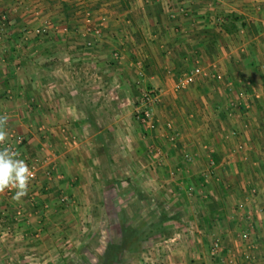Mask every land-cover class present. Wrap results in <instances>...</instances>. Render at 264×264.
I'll list each match as a JSON object with an SVG mask.
<instances>
[{
  "label": "crops",
  "instance_id": "1",
  "mask_svg": "<svg viewBox=\"0 0 264 264\" xmlns=\"http://www.w3.org/2000/svg\"><path fill=\"white\" fill-rule=\"evenodd\" d=\"M121 1L0 0V115L9 116L6 126L9 133L7 144L20 153L19 158L25 160L29 167L37 166L36 179L30 181L28 194L19 202L12 199L14 190H6L5 193L0 194V225L11 223L14 225V234L18 235L19 231L23 232L25 229L30 231L34 224V222L18 220L21 209L28 210L30 214H39L41 211L38 206H42L43 202L53 203V197L58 195L71 198L74 202L77 198L80 202L85 200L87 190H82L87 187V184H82L85 166H91V159L95 166L104 162L99 154L100 145L96 141L100 134L104 138L114 135L117 138L119 135L125 137L129 147L128 153L136 160L146 158L144 156L146 147L149 149L154 147L152 145L158 146L160 138L165 136L162 132L154 135L144 148L133 141L134 138L139 139L148 128L145 126L147 128L145 129L139 124L136 127L137 134H132L131 118L129 119L128 116L119 118L107 114V105L99 98L101 96H97L101 93L102 77L99 72L95 73L96 71L103 70V73L110 78L109 81H104L105 85H109L107 92L117 86L116 77H120L118 79L121 81L122 76H125L129 81V78L133 77L131 69L135 66L136 72L139 73L137 87L142 92L146 88H141L140 82L149 79L148 84H152L157 73L153 67L148 68V73L151 75L148 77L144 73L147 69L140 70L136 62L140 57L149 60L153 57L158 59V55L161 54L160 49H164L167 43L169 48L180 50L178 54L182 63L190 57L201 59L204 55L212 56L214 60L219 59V61L229 57L232 69V64L238 65L245 61L255 63L257 57H260L257 54L258 49L256 50L251 43L253 45H257L260 41L264 43V20L253 18L252 15L249 17L246 12L243 14L248 17L246 20L256 27L257 33L253 37H248L245 29H240L239 34L234 36L217 31L216 27L221 20L217 18L224 16V11L214 7V3L204 4V0H125L127 4L125 8L121 6ZM256 1L257 4H245V6H263L262 13H264V0ZM158 5L162 12L160 19L155 13V7ZM77 7L78 9L95 8L94 18L87 24L103 25L101 37L84 35L85 38L83 36L81 38L76 34L65 35L45 27L48 24L59 27L68 24L72 26L73 18L76 17L73 8ZM102 15H105L107 21L105 24L100 21ZM150 27L156 31L153 32L155 35L149 34L152 32ZM171 33L174 37L170 35ZM236 39L242 41V46L236 51L245 53L248 50L249 58L237 60L236 57L230 56L236 52H226L228 46L231 48L230 44ZM88 40L93 41V47L87 46ZM210 46H214L213 52L210 51ZM163 51L167 52V55L171 54L168 47ZM116 52L122 54L125 61L120 60L118 70L116 65L109 64L108 60V53L113 57L112 53ZM222 53L229 55L220 59ZM217 64L212 65L216 71L217 68L221 69ZM261 68H264V65ZM251 69H254L252 73H264L257 69L256 63ZM82 73L86 76L82 77L84 75ZM88 73L98 76L99 86L97 80L94 84L88 82ZM215 74L222 75L220 71ZM111 82L115 84L112 85ZM235 86L238 88L239 85L230 82L227 88L232 92ZM252 89L255 90V86ZM210 93L207 92L208 97L211 96ZM202 96L200 94L196 98L189 99L190 101L185 99L186 102L183 100L181 106L178 100L173 102L170 98L164 99L163 108L155 112V122L158 127L167 130L169 135L173 134L171 132L173 127L178 131L180 144L175 146V149L168 148L164 153L165 158L172 155L174 160L167 159V162L172 165L174 161L173 167H177L178 171H182L183 166L190 167L187 173H190V170L201 171L200 167H204V163L207 165L208 161L205 154L212 157L209 165L216 166L208 167L211 168L210 177L213 176L209 178L210 181L204 183L202 179L200 182V178H195L196 180L193 181L185 172L183 176L186 179L180 174L176 187L182 190L183 185L189 187L190 184L198 185V188L204 186L207 189L204 197L206 204L209 206L216 202L218 205L216 211L212 212L209 209L204 212L205 218L214 220L207 229L212 232L213 227L219 225L220 220L228 221L229 226L224 228L222 233L223 238L231 237L232 247L224 246L221 258L210 261L209 258L208 261L205 258L193 259V263L184 258L186 253L180 251L176 254V261H169L168 264H209V262L229 264L223 261L228 257L233 259V264H264V148L258 144L255 152H249V155L255 156L251 160H257L250 166L245 158L248 152L243 147L245 146L243 142L248 143L251 139L260 140L264 145L262 134L264 126L261 125L260 116V112H264V102L258 100L256 107L254 100L249 103L248 98L241 100L237 95L236 99L226 101L224 97L215 98V103L208 105ZM109 97L110 103H108L111 106H120L119 103H115L118 98L112 93H109ZM259 97L256 95V98ZM200 98L203 100L204 108L196 104ZM182 105L193 107L189 111L191 112L189 117L181 110ZM168 108L171 109L170 112ZM218 108L223 110V116H216ZM236 108H239V111ZM193 109L195 112L192 111ZM173 112L176 117L169 120L170 113ZM233 112H237L234 118H232ZM104 114L109 117L106 122L102 120ZM216 135L221 136L223 141L221 144L217 145L215 142ZM131 141L133 143H128ZM187 157L191 160L195 158V161L187 164L185 160ZM259 157L262 158L259 160ZM110 158V162L115 164L116 159L111 155ZM157 160L158 158L155 163ZM198 160L202 162L198 164ZM138 162L140 165L141 160ZM144 163L145 161L142 164ZM144 165L143 169L149 165L153 167L154 164L149 161L146 167ZM191 175L194 177L196 173ZM195 182L197 185H194ZM210 183L214 184L215 188L210 186L213 190L209 192ZM117 184L118 182L115 183ZM201 230L198 229V232L202 234L209 231L203 233ZM237 236L240 238L238 242ZM205 251L209 252L207 248ZM252 257L255 258L253 262H251Z\"/></svg>",
  "mask_w": 264,
  "mask_h": 264
},
{
  "label": "rangeland",
  "instance_id": "2",
  "mask_svg": "<svg viewBox=\"0 0 264 264\" xmlns=\"http://www.w3.org/2000/svg\"><path fill=\"white\" fill-rule=\"evenodd\" d=\"M204 2L206 5L207 3H214V7L224 11V16L217 18L218 20L221 19L219 21L220 24H222L226 16L231 13H236L245 17L243 14L246 12L249 17L252 15L253 18L264 20V13H262L263 6H245V4H257L256 0H204ZM259 8H261V10ZM73 10L77 17L73 18L72 22L74 25L72 24V26H69L68 24L59 27L48 24L45 25V27L55 29L57 33L61 32L65 35L76 34L81 38L82 36L85 38L84 35L86 36L87 27L93 26L92 23H87L94 18L95 8L78 9L77 7L73 8ZM87 11L91 12V17L89 18L85 17ZM245 18L248 19V17ZM101 20L103 24L107 23L105 15H102L100 21ZM250 20L252 21L253 19ZM258 24H261L259 20ZM65 29H67V31H65ZM151 29L152 32L149 34L155 35L153 32L156 31L154 28ZM170 35L172 36L173 34L171 33ZM252 40L254 39L252 38ZM251 44L256 47V50L258 49L257 54L260 57H257L258 59L255 63L257 69H260L261 66L264 65V47H262L264 43L260 41L257 45ZM165 46L168 47L169 51L171 50L170 55H167V52L163 51L166 50L165 47L164 49H160L161 54L158 55V59L153 57V59L149 60L148 58L145 59L140 57L139 61L136 62L140 70H144V68L147 69L144 73L148 75V77H151L148 73V68L151 69V67H153L154 71L157 73V77H155V80H152V84H148L150 82L149 79L146 82H140L141 88H146V90L142 92L140 91L141 89L137 87L139 73L136 72L135 66L131 69L133 72L131 76L133 77H130L129 81H127V77L122 76L123 79L121 81H123V83L119 80L120 77H116L117 83H111L117 86H114L112 90L107 92L106 89H108L109 85H105L104 81H109L110 78L107 74L103 73V70L95 72L97 74L99 72V75L102 77L101 85L99 84L100 80L98 76H92V72L88 73L89 75L87 76L89 83L94 84L95 80H97V86H101V93L97 96H101L99 98L107 105V114L118 116L119 118L127 116L129 119L131 118L133 120L132 134H137L136 127H138L139 124L145 129L148 128L147 132L144 130V134L139 136V139L134 138L133 141L144 148L154 135H159L162 132L165 136L160 138L161 141L158 143V146L152 145L154 147H150L149 149L146 147L144 153L146 158H139L136 160L134 156L128 153L129 147L127 146V139L125 137L119 135L117 138L114 134L113 137H105V144L109 150V158L110 155L113 156L116 159L115 164L110 162L111 158L109 161L106 160L98 166H95L92 159L91 162L89 161L91 166H85V171L82 173V184H87V187L82 189L83 191L87 190L85 200L82 202H80L78 198L77 201L74 202L71 198L58 195L57 197H53V203L43 202L44 204L42 206L39 205L38 207L41 211L39 214H30L28 210L21 209L20 215L18 214V220L20 222H34V224H32V230L26 231L25 229L23 232L19 231L17 235L13 233L14 225L8 223L4 226L1 224L0 264H99L108 243L110 241L120 242V229L124 221L146 232L144 235L146 239L141 243L139 249L126 254L125 264H168L169 261H176V254L180 251L186 253V257L184 258L191 263L194 262L193 259L205 258V260L208 261L209 258L210 261V259H214L210 255V249L215 239H220L225 247H232L231 237L223 238L222 233L223 229L229 226L228 221L220 220L219 225L212 229V232H215L214 235L210 232V229H207L214 222V220L210 218H205L204 215L205 211H209L208 205L206 204L207 202L204 199L207 194V189L204 186H200L202 189L200 187L198 188L197 182H195L196 184L194 183V185L197 186L189 184V187H186V185H183L182 190L176 187L177 180L181 177L180 174H182V178L184 177V179H186L185 176H183L185 172L193 181L196 180L195 178H200V182L203 179L204 183L207 180L210 181L209 178L213 177H210L211 168L216 166L209 165L212 161V157H208V155L205 154L208 161L207 165L204 163L205 166L200 167L202 169L201 171L190 170V173H187L190 167L185 168L184 166L182 171H178L177 167H173L174 161L172 165H170L167 159H173V157L169 155L167 156L169 158H165L164 153L168 148L175 149V146L180 144L178 140V131L173 127L171 128L173 134L169 135L167 130L158 127V124L155 122V112L157 109L160 110L163 108V104H165L164 99L166 98H170L173 102L178 100L181 106L183 100V102H186L185 99L189 100L193 97L196 98L200 94L203 95L202 98L208 105L215 103V98L219 99L224 97L226 101L232 98L236 99L238 95L241 100L248 98L247 102L249 103H251V100H254V105L258 107V100H263L264 102V73L257 74L255 71V73H252L254 69L251 68L255 67V63H250L249 61L242 62L238 65H236V63L235 65L232 64L233 68L231 69V59L229 57L227 59L225 58L223 61H219V59L214 60L212 56L209 57L204 55L201 59L190 57L187 61L185 60L182 63L178 54L180 50H178V48H169L168 43ZM239 46H242V41L236 39L233 44H230L231 48L228 46L226 52H236L234 55L230 56L236 57L237 60L238 58L241 61L249 58L248 50L245 53L236 51ZM157 47L158 46H156V48ZM228 53L227 55H229ZM108 54L109 64L116 65V70L120 69V60L121 62L124 61L123 55L119 53L121 58L116 60L113 53V57H111V53ZM239 54L242 55V58ZM227 55L222 53L219 58L222 59ZM133 62L135 63V61ZM214 63H218L219 67L222 69L217 68L222 74L221 80L215 81L212 77H205L199 79L196 84L184 91L175 90L178 80L198 64L209 76L217 73L218 71L212 66ZM129 65L130 64H128V66ZM260 71L264 72V68H261ZM83 76L86 75L84 74L82 77ZM141 78L144 79L145 77ZM230 82L239 85L238 88L235 86L236 88L232 92L227 88ZM253 86H255V90L252 89ZM207 92H211L210 97L207 96ZM109 93H112L118 98L115 103H119L120 106H111L109 104ZM144 93L158 96L159 101L156 104H144ZM256 95L260 97L256 98ZM203 100L200 98L196 103L200 108H204V106H202V104H204ZM146 107L152 111L154 119L153 127H147L138 119L139 114L144 108L146 109ZM182 108L181 110L184 112V115L189 117V115H191L189 111L193 107H191V105L190 107L182 105ZM238 109L239 108H236V110ZM170 110L171 109L168 108L169 112ZM192 111L195 112L194 109ZM217 112L216 116H223V110L221 108H218ZM236 113L237 112H233L232 118L236 116ZM184 115L182 116L184 117ZM248 116L246 118H248ZM260 116L262 120L261 125L264 126V112H260ZM175 117V113L173 112L172 114L170 113V118L168 119H174ZM108 118L106 114L102 115V120H104V122H106L105 120ZM216 132L215 130L214 133ZM262 132L264 135V130H262ZM133 141L128 143H133ZM215 142L217 145L223 142L220 135L218 137L216 135ZM243 144L245 145L243 147L248 152V155H245V158H247L246 162L252 166L251 164L257 160L252 161L251 159H254L252 158L254 155H249V152H255V147L258 144L261 148H264V145L260 140L256 141L252 139L248 143L244 141ZM261 152H263V150H261ZM156 158H158V160L155 163ZM260 158L262 157H259V160ZM88 160H90V157ZM139 160H141L140 165H138ZM185 160L188 164L194 162L195 158L191 160L187 157ZM143 161H145V165L142 164ZM149 161L154 164L153 167L155 169L152 165L147 166ZM166 162L169 164L167 165ZM201 162L199 160L197 161L198 164ZM143 165L147 167L143 169ZM156 166L160 167V169ZM193 173H196V177L191 175ZM74 178L73 176L72 179ZM112 179L118 182V184L115 185L111 181ZM109 180L112 184L108 183ZM210 186L215 188V185L210 183L208 191L212 189ZM196 195L198 196L197 198ZM46 205L48 206L47 208ZM28 215L30 216L28 217ZM57 215L58 217H55ZM164 215L168 218L176 219L166 221L163 226V231L158 227L150 229L152 224ZM4 227L9 228L7 229ZM198 229H202V232L209 230V234L204 232V234L199 233ZM236 240L238 242L240 238L237 236ZM200 246L203 247L201 248ZM198 247L200 249H198ZM204 248H207L209 252L205 251ZM211 263L209 262V264Z\"/></svg>",
  "mask_w": 264,
  "mask_h": 264
},
{
  "label": "trees",
  "instance_id": "3",
  "mask_svg": "<svg viewBox=\"0 0 264 264\" xmlns=\"http://www.w3.org/2000/svg\"><path fill=\"white\" fill-rule=\"evenodd\" d=\"M120 4L124 8L127 7L125 0H122ZM155 10V13L159 15L160 19V16L162 14L160 5L156 6ZM240 29H245L248 37L254 36L255 33H257L256 27L253 23L248 22L244 16L238 15L236 13L227 15L225 21L216 27L217 31H221L220 33H224L228 36L239 34ZM215 45L216 43L214 44V46ZM214 46H210V51H214ZM96 141L100 145L99 154L104 159V161H109V150L107 145L105 144V138L100 134V136H97ZM111 181L114 184L116 183V181H114L113 179ZM111 181L109 180L108 183L112 184ZM217 206L218 205L216 204V202H213L209 204L208 208L210 209V211L214 212L217 210ZM171 219L176 218H168L164 215L158 221L153 223L150 229H152L153 227H158L161 231H163L165 222ZM145 233V231H142L138 227L131 226L124 221L120 229V242L110 241L108 243L99 264H125L126 254L139 249L141 243L146 239V237H144Z\"/></svg>",
  "mask_w": 264,
  "mask_h": 264
},
{
  "label": "clouds",
  "instance_id": "4",
  "mask_svg": "<svg viewBox=\"0 0 264 264\" xmlns=\"http://www.w3.org/2000/svg\"><path fill=\"white\" fill-rule=\"evenodd\" d=\"M9 120L7 114L0 115V194L13 191L12 199L19 202L28 194L30 181L34 173L25 160L20 159V153L7 144L9 133L6 126Z\"/></svg>",
  "mask_w": 264,
  "mask_h": 264
},
{
  "label": "built area",
  "instance_id": "5",
  "mask_svg": "<svg viewBox=\"0 0 264 264\" xmlns=\"http://www.w3.org/2000/svg\"><path fill=\"white\" fill-rule=\"evenodd\" d=\"M85 17L89 18L91 17V12L90 11H87L85 13ZM102 26L103 25H100V26H88L87 29H86V36H94V37H101L102 35ZM65 31H67V29H65ZM87 46L88 47H93L94 46V43L93 41H90L88 40L87 41ZM114 57L116 58V60H119L121 58L119 52H116L114 53ZM205 77H212L213 79H216V80H221L222 79V76L221 75H213V76H209V74H207L203 68L201 66L196 65L194 68H192L189 72L185 73L179 80L178 82L176 83V86H175V90L176 91H184L186 89H188L190 86L196 84V82L199 80V79H203ZM159 101V98L158 96L156 95H152L150 93H144L143 95V103L144 104H156L157 102ZM139 121L146 125L147 127H153L154 126V123H153V114H152V111L150 109H148L146 107V109L144 108L142 110V112L139 114V117H138ZM14 150H16L14 148ZM30 169L32 170V172L34 173V179H36V176H37V166H31ZM20 215V213H19ZM223 253H224V245H223V242L220 240V239H215L214 243L212 244L211 246V249H210V255L212 258L214 259H218V258H221L223 256ZM255 259V258H254ZM253 257H252V260L251 262L254 261ZM224 263H229V264H233V259L231 258H227L226 260H223Z\"/></svg>",
  "mask_w": 264,
  "mask_h": 264
}]
</instances>
